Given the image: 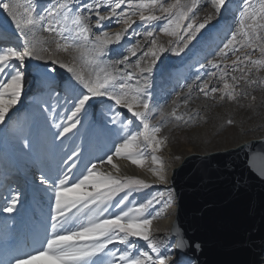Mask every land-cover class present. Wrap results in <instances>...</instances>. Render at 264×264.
Wrapping results in <instances>:
<instances>
[{
  "label": "bare ground",
  "instance_id": "obj_1",
  "mask_svg": "<svg viewBox=\"0 0 264 264\" xmlns=\"http://www.w3.org/2000/svg\"><path fill=\"white\" fill-rule=\"evenodd\" d=\"M129 1L0 0V52L14 51L0 65L12 70L22 66L24 72L35 61L47 63L58 57L73 69L79 90L85 93L83 105L78 103L82 116L78 109L72 112L66 130L88 122L70 160H65V151L58 165L53 144L60 147L63 142L51 131L42 158L37 142L22 144L38 161L45 157L48 169L36 168L28 156L22 175L10 180L19 194L29 195V210L23 225L13 229L10 223L0 233V264H196L177 252L171 235L176 203L178 208L171 176L184 162L176 168L179 156L213 152L260 127L256 121L264 116V69H255L254 59L260 54L246 46L240 29L241 17L252 12L253 2L264 1L226 0L218 6L219 0H195L172 36L161 34L153 22L162 17L160 9H136ZM65 39L75 46L63 45ZM80 52L100 57L103 68L93 71L89 60L81 61ZM14 83L21 94L30 86L21 80ZM45 93L52 102H60L56 90L48 88ZM113 94L128 101L126 114L119 109L122 106L101 112L99 108L110 107L103 101L98 108L91 107L90 100ZM15 108L0 111V125ZM41 109L46 124L55 125L57 110ZM230 120L234 125L227 124ZM69 138H64L65 150L75 143ZM76 176H83L81 188L99 197L119 194L111 220L107 217L123 234L105 241L107 250L118 253L114 262L97 253H91L96 258H84L85 235H93L96 228L87 229L82 222L76 228L67 224L75 218V208L67 206L62 194ZM41 228L49 234L39 237L36 231ZM55 236L67 241L54 242ZM262 260L264 264V254Z\"/></svg>",
  "mask_w": 264,
  "mask_h": 264
},
{
  "label": "rangeland",
  "instance_id": "obj_2",
  "mask_svg": "<svg viewBox=\"0 0 264 264\" xmlns=\"http://www.w3.org/2000/svg\"><path fill=\"white\" fill-rule=\"evenodd\" d=\"M225 1L226 0H219L217 1V5H222L225 3ZM129 2L131 3V7L135 5L134 8L136 9H160L162 11L160 16L162 17L155 18V21L153 19V22L156 24L161 34L165 36H172L177 31L182 19L187 17L188 13L194 5L195 0H130ZM259 2L261 3V1ZM259 2L258 4L253 2L252 12H250V14L244 13L242 15V29H240L242 32L241 36H245V38H243V41L246 43V46L249 48L255 47L257 49H255L256 53L260 54L258 56L259 58L255 57L254 59V67L256 70L264 69V2H262L263 4L261 3V5ZM237 37V40H239L240 37ZM63 42L64 43L62 44L65 46L72 48L73 46H75L73 45V40L65 39ZM256 53L254 54L255 56ZM12 54H14V51L11 49L7 52V55L4 52H0V60L6 62L8 61V59L6 58H9V56H11ZM87 54L90 55L91 58ZM83 56H85V58ZM79 58L82 62H87L89 60L87 64L93 69V71L100 70L103 68L101 67V65H99V63H103L102 60L99 59L100 57L98 58V56H95L91 53L80 52ZM0 64L2 65V63ZM1 65L0 111L4 110L6 106H14V108L16 107L14 109L15 112L8 118V120L3 122V125H0V233L2 234V230H4V228L6 227L9 228L10 225L11 227H13V229H16L18 228V226L20 227L21 225H23V222L25 221L24 217H26V213L29 210V204L27 205V202L29 201V195L27 193L25 195L19 194V190L16 189L13 185H11V183L13 182L10 181L12 180V178H17L18 175H22V171H24L23 165L25 164V159H27L28 156L31 157L32 152H30L27 148L22 147V144L27 143L28 141L37 142V151L38 153L40 152L38 155L40 158H42V153L46 154V152L43 151L46 150L45 142L49 140V132L51 131V134L56 135V138L60 139L61 143L63 142V145H61L60 147H56V144H53V146H55L54 149L58 151L56 160V165H58V157L62 156L65 151V160H70L74 148H76L77 144L82 141L84 134L87 132L88 122L82 121V124L78 126L80 128L74 127L70 128L69 130H66L68 128V117L70 116V114H72V112H75L76 114V109H78V114H81L82 116V111L78 107L79 104L83 105V97L85 93L82 89L79 90L77 82L78 80L75 78V73L73 72V69L68 68L66 66V63L61 61L58 57L50 59V62L47 63H43L42 61H35L34 64L29 67V71L25 70L24 72L22 66H19L15 70H12L10 69V67H2L3 65ZM237 67L240 66L238 65ZM220 69L225 72V66H221ZM263 77L261 79V83L264 86ZM18 80L25 81V86H28L30 83V86L22 94L21 89H19V87H17L14 83ZM48 88L50 90H56L58 92V99L60 101L59 103L52 102V99H50L49 94L46 95L45 91ZM63 96L66 100L65 102H63ZM95 99L96 100H90V104L92 103L91 107H94V109L100 106V104H98L99 101H103L110 105V107L108 106V108L105 109L99 108L100 111L102 110L101 112L112 109L114 107L119 108L122 106V108L119 109L124 114H126L127 110L130 109V106L127 103L128 101L125 100V97H121L120 99H118L113 94L109 95L107 98ZM42 106H48V109L52 111L54 109L57 110L54 111V114L56 115L54 117H57L56 119L54 118V120H56L55 125L53 124V126H48L46 124V121L44 119L46 115L41 109ZM75 119L80 118L77 116ZM230 123L231 125H234L231 120L227 122L229 126ZM256 123L260 127L257 128L256 132L253 131L242 136L241 138H244V140L238 143L236 142V139L231 140L222 144L221 146L223 147L214 150L210 153L226 151L235 148L243 142L245 143L251 140L263 138L264 130H262V128H264V116H257ZM98 131L99 130H96V132L94 131V135H96ZM63 132H65L64 134L70 137L69 139H75V143H73L72 145L73 147L69 150H65L67 140L64 141L66 135H64ZM250 136L251 138H248ZM210 153L196 152L194 154L207 155ZM191 155L193 154L189 153L188 156L186 155L187 157L179 156V162L176 161L178 162L176 168ZM44 158L43 161L41 160L42 162L38 161L34 156H32L30 159L33 161L34 166L36 168H42V170L44 171V167H47L48 169V165L44 163V161H46ZM72 158L76 162L77 158ZM38 165H40V167ZM9 170H12L11 172H13V174L9 173ZM18 171H20V173ZM174 176L175 173L172 174L171 181H173ZM82 179L83 176L73 177L71 179L68 189L62 194V199H65V201L67 202V206H69L70 208H75L74 217L76 219L72 218L71 221L67 222V224L69 223L68 225L73 228H76L78 222H82L88 224L89 227L86 225L88 227L87 229L96 228V231L93 235L91 233L85 235L87 243L84 245L83 248L84 251L87 250L88 252H84V258H90V256H94L93 258H96V255H93L91 253H97L101 254L104 259L109 258V262H114L115 259H117L115 256L118 253L117 251L110 252L109 250H107L105 241L106 238L111 237L112 235H115L117 236V238H119L120 234H123L122 230L118 229L117 226H114V224H112L108 220V217L109 219L112 217L111 213L114 209V206L116 204H119L116 202H119L121 199L119 197V194L116 192L104 194L99 197L95 194V192L87 191L86 189L81 188L80 184L82 182ZM91 203H93L94 205L91 206L92 208L87 210ZM60 206L62 210L66 208H64L62 201H60ZM152 215L153 213L150 216ZM18 223H21V225H18ZM47 230L48 229L43 228L38 229L36 231V234L39 235V237H44L46 236V234H49ZM53 232H55V230ZM53 240L54 242H56L57 240H61L62 242L67 241V239L63 236H55ZM118 241L121 245L127 244V242H122V240ZM170 241L171 244L175 243V239L173 237ZM1 244L2 240L0 238V249L2 246ZM179 257L180 260L183 258L182 255H179ZM189 261H191V259H189Z\"/></svg>",
  "mask_w": 264,
  "mask_h": 264
},
{
  "label": "water",
  "instance_id": "obj_3",
  "mask_svg": "<svg viewBox=\"0 0 264 264\" xmlns=\"http://www.w3.org/2000/svg\"><path fill=\"white\" fill-rule=\"evenodd\" d=\"M174 173L177 252L196 264H262L264 137L191 155Z\"/></svg>",
  "mask_w": 264,
  "mask_h": 264
}]
</instances>
